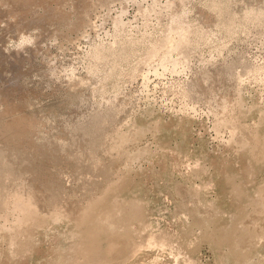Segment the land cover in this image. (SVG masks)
<instances>
[{
	"label": "rangeland",
	"instance_id": "374dc122",
	"mask_svg": "<svg viewBox=\"0 0 264 264\" xmlns=\"http://www.w3.org/2000/svg\"><path fill=\"white\" fill-rule=\"evenodd\" d=\"M125 1L0 0V264H264V0Z\"/></svg>",
	"mask_w": 264,
	"mask_h": 264
},
{
	"label": "bare ground",
	"instance_id": "6f19581e",
	"mask_svg": "<svg viewBox=\"0 0 264 264\" xmlns=\"http://www.w3.org/2000/svg\"><path fill=\"white\" fill-rule=\"evenodd\" d=\"M127 1V0H126ZM125 1V2H126ZM132 1V0H131ZM135 1V0H134ZM171 4H173V2H174V0H168ZM121 2V1H120ZM175 2H176V0H175ZM255 8H256V6H255ZM262 8V7H261ZM260 7L258 8V9H254V8H251L250 10H249V12L247 13V14H245L244 15V17H246V16H250V17H257V16H259L260 15V12L262 11V9H261ZM175 10H173V12H174ZM143 12V11H142ZM146 12V14L148 13V11H145ZM144 14V13H143ZM118 22V21H117ZM88 27H91V26H88ZM31 39V38H30ZM23 41H27L26 39H24ZM189 49V46H188V44H187V42H186V40H184V39H182V38H179V39H177L176 40V42H175V44H174V46H173V48L170 50V51H168V52H166V54H165V56H164V60H167L168 58H169V56L171 55V54H173V53H175V52H177L178 54H180V55H183V54H185L186 53V50H188ZM225 105L226 104H223L222 105V108L224 109L225 108ZM99 122H101L100 120H98ZM104 121V120H103ZM103 124V123H102ZM100 126V125H99ZM2 158H3V154H2V152H0V163L2 162ZM2 191V190H1ZM0 198H1V196H0ZM23 202H28V203H30V204H34V199H33V197L31 196V194H29V193H27L25 196H23V200L22 201H17V204H16V206L17 207H20L21 205H22V203ZM14 203V202H13ZM22 209V208H21ZM199 221H201V220H199ZM197 223V222H196ZM203 222H198L197 223V225L196 226H200V227H202L203 226V224H202ZM242 238V237H241ZM238 240H240V239H238ZM244 240V239H243ZM156 243V242H155ZM147 248V247H146ZM241 249H242V246H241ZM235 252V251H234ZM177 260V259H176Z\"/></svg>",
	"mask_w": 264,
	"mask_h": 264
}]
</instances>
